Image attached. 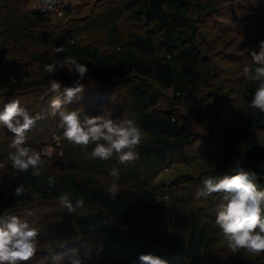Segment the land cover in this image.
<instances>
[{"label": "trees", "instance_id": "16d2710c", "mask_svg": "<svg viewBox=\"0 0 264 264\" xmlns=\"http://www.w3.org/2000/svg\"><path fill=\"white\" fill-rule=\"evenodd\" d=\"M29 1L0 0V51L7 50L4 56L0 54V94L38 91L51 86L52 79L70 87L79 74L69 72L68 65L57 67L54 76L46 73L43 66L72 57L89 69L80 81L85 89L126 85L132 105L130 119L139 126L143 137L134 149L138 158L128 164L119 163L116 156L91 159L94 145L84 148L65 139L61 158L56 153L41 155L44 163L38 177L31 170L17 171L7 161L4 168L10 175L7 181L11 189L0 191V210L14 213L20 207H33L36 197L58 202L61 194L69 193L73 207L76 200L84 201L83 210L69 213L63 207L60 214L43 221L37 230L51 243L75 241L79 250L100 246L98 256L89 264H140L139 255L149 253L164 258L168 264H219L215 257L203 258L218 240L212 220L215 215H210L213 207H180L173 196L168 202L165 192L150 186L151 180L173 163L192 164L216 156L228 164L232 154H239L243 158L234 161L254 171L258 188L264 190V145L259 136L264 129V113L250 105L257 87V82L250 79L243 86L242 104L236 108V118L228 128L223 147L214 145L208 153L181 160L194 138L192 116L200 117L205 107L202 86L209 72L198 26L208 11L215 10L213 0H101L93 9L98 0L86 16L79 17V12L66 25L58 21L54 28L50 14L28 8ZM246 10L253 25H260L257 21L262 17L259 19L255 9ZM90 31L99 34L100 40L82 41L81 34ZM57 47L64 51L58 54ZM255 49L258 50L257 43ZM248 67H255L251 58ZM154 86L164 91L169 108L160 107V95ZM45 98L42 103L49 102L50 99L43 101ZM178 106L184 111L179 112ZM0 131L9 133L8 143L0 142L1 149L11 142V136L2 127ZM48 162L59 165V172L49 168ZM113 167L120 170L115 199L106 191L114 180L108 174ZM223 171L224 175L234 174ZM49 177L55 181L52 187L48 186ZM183 181L190 187L198 184L189 176ZM21 184L25 192L16 196L15 189ZM168 212L175 215L176 227L157 228L156 221L164 219ZM231 264L252 262L244 250L238 249L232 252Z\"/></svg>", "mask_w": 264, "mask_h": 264}, {"label": "rangeland", "instance_id": "374dc122", "mask_svg": "<svg viewBox=\"0 0 264 264\" xmlns=\"http://www.w3.org/2000/svg\"><path fill=\"white\" fill-rule=\"evenodd\" d=\"M50 1V2H48ZM30 0L27 3V7L36 10L48 11L49 8L65 7L64 12L60 14H50V18L53 20L51 26L54 28L55 23L58 21L62 25H66V22L74 17L86 16L88 12L93 8L94 4L98 0ZM104 1V0H102ZM96 4L93 9L99 7ZM215 10L208 11L203 18V21L198 26V39L203 44V54L207 57L206 67L209 72V77L202 86V92L205 99V107L202 110L200 117L192 116L194 138L192 142L187 146L185 156L181 159L191 157L197 153H208L214 145H220L223 147L226 138L225 135L228 128L235 121L236 108L242 104V89L247 81L244 76L243 69L248 67L250 55L246 51L247 49H255L258 41L264 40V0H213ZM255 9V13L261 18L260 25H253L251 16L248 15L246 9ZM46 13V12H45ZM246 17V18H243ZM56 20V21H54ZM252 22H249L251 21ZM247 22L249 23L247 24ZM58 25V23H57ZM82 41L100 40L101 36L94 32H84L81 34ZM99 38V39H98ZM7 50L0 51V54L4 56ZM36 71L38 69L36 65L32 67ZM67 70L71 73L72 65L66 66ZM55 74V73H54ZM53 74V76H54ZM2 75V74H1ZM81 83V82H80ZM51 85V84H50ZM62 87H65L61 85ZM71 86H74L71 85ZM70 86V87H71ZM160 95V107L163 109L170 106L166 103V95L164 91L155 87ZM241 91V92H240ZM43 92L41 95L40 93ZM41 95V99L39 98ZM56 95L51 91V86L41 88V90L35 91L31 89L28 91H22L17 94H0V109H3V105L12 99H19L21 106L27 108L32 115L42 116V119L38 120L34 127L27 133L26 146H34L36 151L40 152L45 157L57 154L61 158L64 151L60 150L62 146L63 132L58 127V116L53 117L51 113L50 101L52 97ZM46 97L43 101L49 100V102L42 103V98ZM40 101V102H39ZM79 102L78 104H76ZM63 107L69 110H79L81 117L85 113L88 115H102L107 118L115 120H125L131 117V100L127 96L126 85L124 83H116L111 88H99L89 86L85 89L82 97L78 100L72 101V103L63 105ZM181 112L184 111V107H176ZM4 131L7 129L4 128ZM9 133L0 131V142L8 143ZM11 142L13 134L10 133ZM259 136L262 138L261 142L264 145V129L260 132ZM143 137V136H142ZM9 140V141H10ZM11 142L0 149V191H7L11 189V185L7 181V177L10 176L6 173L4 166L5 163L11 162L6 158V153L14 151L10 147ZM3 143H0L2 145ZM9 150V151H8ZM231 155V153H230ZM241 159L243 156L232 154V161L228 164L214 156L212 158H201L193 162L192 164H185L184 162H176L170 165L168 168H164L159 174L151 180L150 186L153 188L159 187L161 191L165 192L164 199L170 201L173 196L175 201L180 207L190 208L191 206L200 207L209 205L213 207V211L210 215H215L219 209L222 200V194H213L207 198H198L197 192L202 190V179L204 176H221L223 170L231 172L235 166V159ZM243 160V159H242ZM46 165L59 172L60 166L54 162L46 163ZM233 173V172H232ZM189 176L191 180H195L198 184H193L192 187L185 185L187 181L183 179ZM201 183V184H200ZM200 185V187H198ZM171 193L173 195H171ZM41 199V198H40ZM35 198L36 203L33 207H20L17 212L4 213L0 210V217L8 218L10 216H18L22 220L27 221L36 230L41 228L40 224L43 221L51 219L53 215L60 214L63 206L58 202H47L46 200H40ZM211 201V203H206ZM3 209V208H1ZM82 211L81 207H74V210ZM29 213H31L29 215ZM169 214V218H167ZM164 219L156 221V227L160 229L175 228L176 218L172 213H167ZM215 216L212 218L215 223ZM45 223V222H44ZM42 225V224H41ZM216 227L215 233L218 235V240L211 245L203 255V258L215 257L219 264H231V255L233 250L228 247V244L218 227ZM38 232V246L37 252L34 256L35 261L27 262V264H62L67 263L70 257L74 253H78L80 258L86 263L92 262V259L99 254L100 246L90 249H77L75 241L54 243L49 242L43 234ZM42 243L40 244V242ZM50 243L51 247H50ZM50 248V249H49ZM245 254L250 258L252 264H264V253L255 255L248 252L245 249Z\"/></svg>", "mask_w": 264, "mask_h": 264}, {"label": "clouds", "instance_id": "9594fccd", "mask_svg": "<svg viewBox=\"0 0 264 264\" xmlns=\"http://www.w3.org/2000/svg\"><path fill=\"white\" fill-rule=\"evenodd\" d=\"M63 47H57L56 52L62 53ZM255 67L243 69L246 79L257 82L250 105L253 109L264 113V40L258 41V50H246ZM72 65L71 71L78 73L74 86L62 87L61 83L52 79L51 91L55 93L50 101L51 115L58 116V127L62 129L63 139L75 146L87 148L94 145L91 159L109 160L113 156L119 163L134 162L138 155L134 149L141 143L143 133L132 119L115 120L102 115H88L83 117L79 110H69L63 105L80 99L85 91L80 83L89 69L85 64L78 63L75 58L66 57L56 59L43 66L46 73L54 74L57 67L65 68ZM42 116L32 115L29 110L21 106L19 99L9 100L0 110V127L13 134L8 160L12 168L19 172L32 171L34 176L41 175L44 161L41 153L26 145L27 133L31 131ZM233 175L204 176L202 190L197 192L198 198H207L213 194H222L223 203L220 204L215 216V225L233 251L245 249L255 255L264 253V190L258 188L256 174L245 169L242 162L237 160L230 169ZM114 178L106 191L115 199L119 185L120 170L113 167L108 173ZM52 177L48 179V186H54ZM23 184L15 189V195L24 194ZM58 202L71 213L74 210L69 193L58 197ZM82 199L75 201L76 207H82ZM31 213H29L30 215ZM93 227V226H89ZM38 232L27 221L18 216L0 217V264H27L34 258L38 246ZM140 264H168V261L155 254H140ZM69 264H83L78 253H74Z\"/></svg>", "mask_w": 264, "mask_h": 264}, {"label": "built area", "instance_id": "2783aa9c", "mask_svg": "<svg viewBox=\"0 0 264 264\" xmlns=\"http://www.w3.org/2000/svg\"><path fill=\"white\" fill-rule=\"evenodd\" d=\"M48 1V0H47ZM48 2H50V1H48ZM66 7V6H65ZM65 7H54L53 9L52 8H49V10L47 11L46 10V12L47 13H50V14H53V15H56V14H60V13H62V12H64L66 9H64ZM42 11V10H41Z\"/></svg>", "mask_w": 264, "mask_h": 264}]
</instances>
